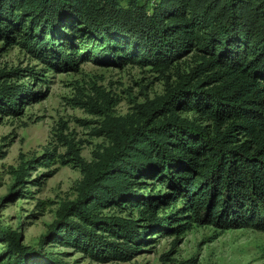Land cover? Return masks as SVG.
<instances>
[{
    "label": "trees",
    "instance_id": "1",
    "mask_svg": "<svg viewBox=\"0 0 264 264\" xmlns=\"http://www.w3.org/2000/svg\"><path fill=\"white\" fill-rule=\"evenodd\" d=\"M0 40L62 63L114 56L118 64L149 65L165 80L162 93L125 114L113 113L102 90L75 100L100 116L95 134L106 143L86 160L67 142L62 161L81 177L37 244L0 223L6 264H73L45 244L97 261L128 259L154 233L180 229L182 216L264 230V0H0ZM188 54V70L168 72ZM22 70L1 69L0 77ZM36 95L30 83L3 80L0 113H20ZM53 157L45 149L11 167L15 181ZM153 184L161 186L153 192ZM111 207L137 214L104 211ZM160 208L170 211L158 215Z\"/></svg>",
    "mask_w": 264,
    "mask_h": 264
},
{
    "label": "rangeland",
    "instance_id": "2",
    "mask_svg": "<svg viewBox=\"0 0 264 264\" xmlns=\"http://www.w3.org/2000/svg\"><path fill=\"white\" fill-rule=\"evenodd\" d=\"M114 58L90 53L77 58L75 63H62L51 57L41 60L17 43L0 40V70L25 69L18 77L13 73L1 76L0 82L30 83L31 90L37 93L20 113H0V223L18 231L24 243L37 244L53 220L59 202L75 196L74 187L81 172L73 162L62 161L70 154L67 142L86 160L91 159L98 144L106 143L103 136L95 134L100 116L75 100L95 98L97 90H102L113 104V113L125 114L136 102L164 91V78L149 65L118 64ZM193 64V56L184 55L168 72L186 71ZM31 70L37 71V77L31 75ZM45 149L54 152L50 163H33L25 182H16L11 167ZM160 186L153 184L152 191ZM104 211L137 214L135 210L131 213L116 207ZM169 211L170 208H160L158 215ZM179 222L183 224L180 229L166 228L162 233H154L128 259L97 261L73 247H45L64 251L60 255L73 264H174L189 256L196 257V264H264V230L250 225L220 228L183 216ZM2 258L0 264H6Z\"/></svg>",
    "mask_w": 264,
    "mask_h": 264
}]
</instances>
